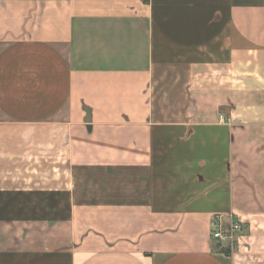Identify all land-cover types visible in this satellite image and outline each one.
Listing matches in <instances>:
<instances>
[{"label": "crops", "instance_id": "0c3cea01", "mask_svg": "<svg viewBox=\"0 0 264 264\" xmlns=\"http://www.w3.org/2000/svg\"><path fill=\"white\" fill-rule=\"evenodd\" d=\"M0 264H264V0H0Z\"/></svg>", "mask_w": 264, "mask_h": 264}, {"label": "built area", "instance_id": "2783aa9c", "mask_svg": "<svg viewBox=\"0 0 264 264\" xmlns=\"http://www.w3.org/2000/svg\"><path fill=\"white\" fill-rule=\"evenodd\" d=\"M225 217L229 218L228 222L224 221ZM210 226L211 237L219 248L226 247L232 249L236 241V236L243 230L242 222L232 214L226 216L221 214L214 215Z\"/></svg>", "mask_w": 264, "mask_h": 264}, {"label": "trees", "instance_id": "16d2710c", "mask_svg": "<svg viewBox=\"0 0 264 264\" xmlns=\"http://www.w3.org/2000/svg\"><path fill=\"white\" fill-rule=\"evenodd\" d=\"M218 245L216 244L215 247H217ZM218 251L224 252L226 254H228L230 252L229 248L223 247V248H219Z\"/></svg>", "mask_w": 264, "mask_h": 264}, {"label": "rangeland", "instance_id": "374dc122", "mask_svg": "<svg viewBox=\"0 0 264 264\" xmlns=\"http://www.w3.org/2000/svg\"><path fill=\"white\" fill-rule=\"evenodd\" d=\"M217 249H219V247L217 246Z\"/></svg>", "mask_w": 264, "mask_h": 264}]
</instances>
